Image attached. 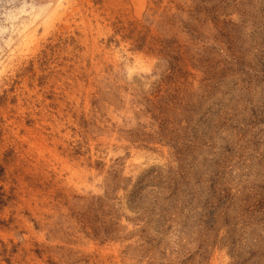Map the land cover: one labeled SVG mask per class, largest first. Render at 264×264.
Wrapping results in <instances>:
<instances>
[{"label": "rangeland", "instance_id": "374dc122", "mask_svg": "<svg viewBox=\"0 0 264 264\" xmlns=\"http://www.w3.org/2000/svg\"><path fill=\"white\" fill-rule=\"evenodd\" d=\"M0 28V264H264V0H0Z\"/></svg>", "mask_w": 264, "mask_h": 264}, {"label": "bare ground", "instance_id": "6f19581e", "mask_svg": "<svg viewBox=\"0 0 264 264\" xmlns=\"http://www.w3.org/2000/svg\"><path fill=\"white\" fill-rule=\"evenodd\" d=\"M42 3V2H41ZM27 6V4H24L22 7H21V10L19 11L18 14H27L29 16V18L31 19V21L33 20H36L42 13L43 11L46 9L44 8V6H40V7H35L34 5L32 4H29V7H30V11L26 10L25 7ZM30 21V20H29ZM28 21V22H29ZM27 21H21V26H23V28L26 29V26H27ZM4 29L6 28H0V32L3 31Z\"/></svg>", "mask_w": 264, "mask_h": 264}, {"label": "trees", "instance_id": "16d2710c", "mask_svg": "<svg viewBox=\"0 0 264 264\" xmlns=\"http://www.w3.org/2000/svg\"><path fill=\"white\" fill-rule=\"evenodd\" d=\"M3 175V169L0 168V177ZM2 188H0V209H2L6 204L7 201L10 200V197H6L3 192H1Z\"/></svg>", "mask_w": 264, "mask_h": 264}]
</instances>
